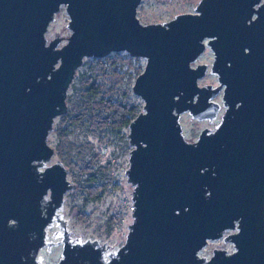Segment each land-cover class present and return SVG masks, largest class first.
<instances>
[{
	"label": "water",
	"instance_id": "95a60500",
	"mask_svg": "<svg viewBox=\"0 0 264 264\" xmlns=\"http://www.w3.org/2000/svg\"><path fill=\"white\" fill-rule=\"evenodd\" d=\"M140 3L0 0V264H43L40 250L54 245L57 264H264V0H201L152 24L138 18ZM62 7L71 34L60 45L46 33ZM207 47L211 67L193 66ZM119 52L147 61L132 88L143 111L127 134L133 222L114 250L72 235L62 210L76 185L61 160L48 163L85 59ZM208 70L217 86L199 85ZM222 107L214 130L186 140L183 113L212 122ZM221 238L233 252L200 256Z\"/></svg>",
	"mask_w": 264,
	"mask_h": 264
},
{
	"label": "rangeland",
	"instance_id": "374dc122",
	"mask_svg": "<svg viewBox=\"0 0 264 264\" xmlns=\"http://www.w3.org/2000/svg\"><path fill=\"white\" fill-rule=\"evenodd\" d=\"M201 0H141L137 8V16L143 24L164 23L182 13H195ZM69 16L64 7L53 22L50 23L46 37L52 40L61 37L60 45L67 42L71 30L67 27ZM63 28V29H62ZM121 53V52H120ZM87 58L78 70L80 76L75 78L67 95L68 112L79 121H68L61 125L63 137L52 132L49 143L56 153L48 165L61 160L68 168V179L76 185L64 196L63 216L68 220V228L72 235H81L82 240H99L112 245L117 250L124 245L128 233V225L133 222V186L127 181L126 170L130 166V153L133 146L129 142V127L115 129L106 122L112 112L105 106H99L102 100H121L132 104L144 101L133 93V85L138 75L144 70L145 58H132L121 53L126 61L116 65L108 58ZM214 53L207 47L200 58L193 63L208 64L211 67ZM219 84L217 75L209 70L199 80V85ZM223 92L215 100L223 104ZM67 112V113H68ZM224 112L222 107L218 117L212 122L197 120L190 113H183L180 122L183 134L188 141L198 139L205 128L214 130L221 122ZM60 129L59 117L55 120L54 129ZM58 230L56 224L48 228V239L54 240ZM118 242L117 244H115ZM215 248L231 251L234 246L222 239L210 240L201 251V255L209 257ZM50 250V251H49ZM40 252L41 259L49 264L58 263L62 246L54 245Z\"/></svg>",
	"mask_w": 264,
	"mask_h": 264
},
{
	"label": "trees",
	"instance_id": "16d2710c",
	"mask_svg": "<svg viewBox=\"0 0 264 264\" xmlns=\"http://www.w3.org/2000/svg\"><path fill=\"white\" fill-rule=\"evenodd\" d=\"M119 53H114V57L108 58L111 64L116 65L120 61H126ZM131 60V57H128ZM102 61V59H100ZM80 73L77 72L75 78H78ZM68 102V99H67ZM99 106H105L113 114L110 119H107L106 122L110 124L115 129H122L123 127H129L132 120H134L142 111L143 107L140 104H132L124 102L121 100L107 99L102 100L98 103ZM60 119V129L55 128L53 132H58L61 137H63V132L61 125L67 123L68 121H79L80 117L73 118L70 116V112L59 117Z\"/></svg>",
	"mask_w": 264,
	"mask_h": 264
},
{
	"label": "built area",
	"instance_id": "2783aa9c",
	"mask_svg": "<svg viewBox=\"0 0 264 264\" xmlns=\"http://www.w3.org/2000/svg\"><path fill=\"white\" fill-rule=\"evenodd\" d=\"M121 53H126V52H121ZM231 232H232V231H227L226 234H229V233H231ZM47 239H48V238H47ZM221 239H222V238H221ZM48 240H49V239H48ZM222 240H223V239H222ZM45 248H46V247H43L42 249H45ZM42 249L40 250V252L42 251ZM233 251H234V248H233L231 251H228V250H227L228 253L233 252ZM40 252H39V258H41V256H40ZM200 256H202V255H201V252H200ZM211 256H212V255H210V256L207 257V258H210ZM40 261H41V263H43V264H49V263H47L46 261H44V260H42V259H41ZM54 264H57V263H54Z\"/></svg>",
	"mask_w": 264,
	"mask_h": 264
}]
</instances>
